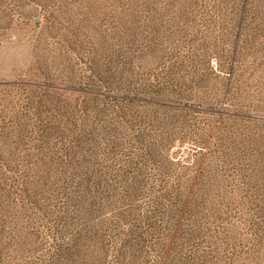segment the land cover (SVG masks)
<instances>
[{"label":"rangeland","instance_id":"374dc122","mask_svg":"<svg viewBox=\"0 0 264 264\" xmlns=\"http://www.w3.org/2000/svg\"><path fill=\"white\" fill-rule=\"evenodd\" d=\"M0 264H264V0H0Z\"/></svg>","mask_w":264,"mask_h":264}]
</instances>
